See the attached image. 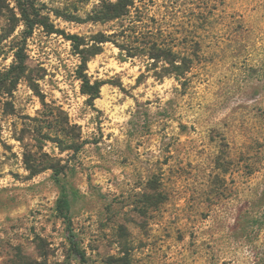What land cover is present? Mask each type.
Segmentation results:
<instances>
[{
	"label": "rangeland",
	"instance_id": "374dc122",
	"mask_svg": "<svg viewBox=\"0 0 264 264\" xmlns=\"http://www.w3.org/2000/svg\"><path fill=\"white\" fill-rule=\"evenodd\" d=\"M30 1L50 26L25 39L20 0H0V264H264V0H135L192 69L158 78L170 63L109 41L94 100L71 36L119 23L84 20L101 0Z\"/></svg>",
	"mask_w": 264,
	"mask_h": 264
},
{
	"label": "trees",
	"instance_id": "16d2710c",
	"mask_svg": "<svg viewBox=\"0 0 264 264\" xmlns=\"http://www.w3.org/2000/svg\"><path fill=\"white\" fill-rule=\"evenodd\" d=\"M21 20L25 23L26 35L25 39L30 37L37 25L49 27L50 23L47 16L41 11L33 1L20 0ZM135 0H101L91 13L84 20L93 22H108L117 21L119 28L113 33H100L95 37V44L91 47L81 49L82 43H79V36L72 35L74 44L80 53L82 64L79 78L83 81V92L90 96L91 100L99 97L100 85H91L88 80V75L85 72L88 69V61L101 51V44L106 42L115 43L122 53L129 58L142 57L147 59L148 68H158L159 62L170 63L171 66L163 65L162 68L155 71L158 78H163L168 74H176L177 77H185L191 71L192 65L181 63L178 60L179 56L174 48L178 45V37L169 39L166 29L162 23L154 21L151 23V17L144 12L140 13V8H136L138 15L134 11ZM62 15L61 13H57ZM72 20L73 15H63ZM82 19L81 17H76ZM83 20V19H82ZM52 27L51 32L55 29ZM26 43L20 46L15 55L17 66L20 70H25L27 54ZM182 60V59H181ZM87 86V88H86ZM61 171L55 169V179L61 186V195L57 201V209L61 216L67 222L68 236L71 243V248L74 254L83 262L89 263L85 251L81 248L79 241L76 238L74 228L72 227L71 219V196L70 188L67 183L61 179Z\"/></svg>",
	"mask_w": 264,
	"mask_h": 264
}]
</instances>
